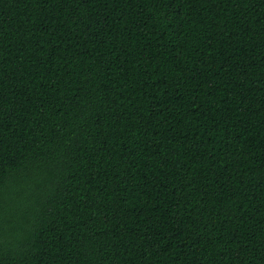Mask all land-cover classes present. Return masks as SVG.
<instances>
[{
  "label": "trees",
  "instance_id": "trees-1",
  "mask_svg": "<svg viewBox=\"0 0 264 264\" xmlns=\"http://www.w3.org/2000/svg\"><path fill=\"white\" fill-rule=\"evenodd\" d=\"M0 264H264V0H0Z\"/></svg>",
  "mask_w": 264,
  "mask_h": 264
}]
</instances>
